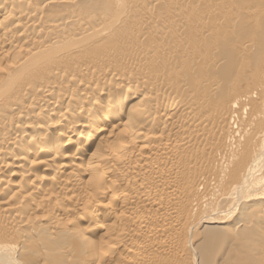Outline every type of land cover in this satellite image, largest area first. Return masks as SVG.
Returning <instances> with one entry per match:
<instances>
[{"label":"bare ground","instance_id":"bare-ground-1","mask_svg":"<svg viewBox=\"0 0 264 264\" xmlns=\"http://www.w3.org/2000/svg\"><path fill=\"white\" fill-rule=\"evenodd\" d=\"M206 1L0 0V264L264 242V0Z\"/></svg>","mask_w":264,"mask_h":264},{"label":"rangeland","instance_id":"rangeland-1","mask_svg":"<svg viewBox=\"0 0 264 264\" xmlns=\"http://www.w3.org/2000/svg\"><path fill=\"white\" fill-rule=\"evenodd\" d=\"M205 2V3H204ZM167 3H165V5H160V7H159V10L160 11H164V12H167V11H169L170 10V6H169V4H167ZM164 6H166V7H164L165 8V10H164V8L163 7ZM200 8H202V10H201V13H207L208 11V9H206V7H207V1L206 0H202V2L200 3ZM204 6V7H203ZM161 7H162V10H161ZM172 7V6H171ZM204 8V9H203ZM169 9V10H168ZM204 10H205V12H204ZM203 11V12H202ZM202 14H199V15H194L193 17L194 18H192V19H194L195 20V23H196V20H197V18H199L200 16H201ZM195 16H196V18H195ZM203 16H205V15H203ZM191 18H188V21H191V20H189V19H191ZM192 22L193 21H191V25H194L195 23L193 22V24H192ZM207 23L209 22V21H206ZM169 25V24H168ZM190 25V27H191V31L192 32H194L193 31V28H192V26ZM170 26V25H169ZM188 27V26H187ZM173 27L172 26H170L169 28H167V31H169V33L170 34H172L173 35V33H174V31L176 30L175 28H174V30L172 29ZM187 29H189V27L188 28H186V30ZM190 30L189 31H186V35H190V36H193L192 35V33L190 32ZM176 33H177V30L175 31ZM188 32V33H187ZM176 33H174V34H176ZM194 34V33H193ZM206 43V44H205ZM208 44V42H207V40H206V42H204V44H203V52L205 53V49H206V45ZM205 45V46H204ZM206 51L208 52V48L206 49ZM206 54V53H205ZM2 68H4V66H2ZM10 161V160H9ZM14 171L16 170L15 168H12ZM12 170V171H13ZM6 176H8L7 174H6ZM9 179H11V177H9ZM183 183H184V181H183ZM182 183V184H183ZM197 186V185H196ZM197 188V187H196ZM199 189H200V194L202 195V193L204 192V191H202L203 189H202V187L200 188V187H198ZM202 191V192H201ZM68 201H66V202H64V206L63 207H67V206H71V203L70 202H68ZM66 204V205H65ZM89 211H90V213H91V210L90 209H88ZM88 210H85L84 212L86 213V212H88ZM63 213V212H62ZM62 213H60V214H62ZM85 213H83V212H81V211H78V213H75L74 215H71V216H69V217H71V218H73L74 220H75V222L77 221V219H78V226H82V227H86L87 225L89 226L90 224V226H93V223H92V221L90 222V218L89 217H87V216H89V214L87 213L86 215H84ZM81 215H82V217L84 218V220H82L81 221V219H79L80 217H81ZM79 216V217H78ZM60 217L61 218H66V215L65 216H63V214L62 215H60ZM87 218V220L86 221H88V223L87 222H84L85 221V219ZM70 218V219H71ZM73 219H71V220H73ZM73 220V221H74ZM230 220V221H229ZM228 221H227V223L225 224V225H216V224H206V225H208L209 227H230V225H232L233 224V220L232 219H229ZM81 221V222H80ZM95 220H93V222H94ZM90 222V223H89ZM231 222V223H230ZM83 223V224H82ZM206 225H205V227H206ZM80 226V227H81ZM207 226V227H208ZM182 229H185L184 227L182 228ZM182 229H181V231L179 230V232H181L182 233ZM192 231H194V232H192ZM211 230L210 229H208V230H205L204 228H195V230L194 229H192L190 232H188V234H187V232L185 231V230H183V232L184 233H186V236H187V240H192V242H194V244L196 245V244H199V243H201V242H203V239H204V241H205V238L207 237V234L208 235H210L211 233L212 234H214L215 236H220V237H224V235L226 236V234H228V232H227V230L225 229V230H222V229H217L216 230V232L214 231V232H210ZM235 231V230H234ZM0 233H3V231H0ZM191 233V234H190ZM230 233V232H229ZM206 234V235H205ZM211 234V235H212ZM231 234V233H230ZM89 235V234H88ZM91 236H93V237H91V240H93L92 242H94V243H97L98 241H100V239H101V234H90ZM89 235V236H90ZM95 235V236H94ZM184 235V234H183ZM183 235H182V237H181V241L183 242L184 241V237H185V235H184V237H183ZM189 237H191V238H189ZM203 237V238H202ZM231 236L229 235V238H230ZM184 238V239H183ZM254 238V239H253ZM33 239V238H32ZM36 238H34L32 241H34ZM200 239V240H199ZM254 241H253V240ZM252 239H249V241H251V244H249L250 242L249 241H246L245 242V244L243 245V246H241V247H239V248H237L236 246H233L232 244H229V243H231V242H229V243H224L223 241L222 242H216V243H214L212 246H211V249H209V250H211L212 252H214V253H212L211 251H210V254H214V256H210V260L212 259V262H210L209 261V263L210 264H230L229 262H231V264H233L232 262H235L234 264H240V263H243V264H255V263H257L258 264V262L259 261H261V263H263L264 264V257L262 256V252L260 253V251H263L264 250V242L262 241V239L260 238V237H257L256 235H254L253 237H252ZM95 240V241H94ZM97 240V241H96ZM32 241H31V239H29V242H31L32 243ZM180 241V242H181ZM35 243V242H34ZM181 244V243H180ZM193 244V248L195 247V245ZM203 244V243H202ZM247 244V245H246ZM250 246H249V245ZM219 245V246H218ZM227 245V246H226ZM197 246V245H196ZM247 247V248H246ZM250 248V250H248L249 248ZM255 247V248H254ZM220 248V249H219ZM107 250V248H105V250H104V253H105V251ZM235 250H237V252H238V254H236L237 252L235 251ZM98 251L99 250H97L96 251V253H98ZM197 251V250H196ZM228 251V252H227ZM242 251V252H241ZM245 251V252H244ZM252 251V252H251ZM198 252V251H197ZM93 254V258L95 259V260H97V259H99L98 258V254ZM241 253V255L243 256V257H241V255H239ZM243 253V254H242ZM247 253V254H246ZM260 253V254H259ZM52 254H55V253H52ZM249 254V255H248ZM252 254V255H251ZM259 254V255H258ZM94 255H96V256H94ZM173 254H171V256L169 255V257L167 256V257H165V261H172L171 260V258L172 257H175V258H172V259H174L173 261L174 262H176L175 260H177L176 259V257L177 256H175V255H173ZM232 255V256H231ZM235 255V256H234ZM244 255H247V256H245L244 257ZM254 255V258H252V256ZM256 255V256H255ZM26 256V257H25ZM38 256V254H36V252L35 253H33V252H31L30 250L29 251H26V253H25V255H23V256H20L19 257V259H20V261L21 262H24L23 264H27V263H31V264H71V263H68V262H66V259H64L62 256H58V258L59 259H56L57 258V255H50L49 257H37ZM56 256V257H55ZM192 256V257H191ZM218 256V257H217ZM263 258H262V257ZM38 259H37V258ZM53 257L56 259H53ZM62 257V258H61ZM185 257V256H184ZM215 257V258H214ZM241 257V258H240ZM247 257V258H246ZM256 257H257V260H259L258 262H257V260H256ZM46 258V259H45ZM51 258V259H50ZM178 258V257H177ZM188 258H190V259H192L193 258V255L192 254H189V256H187V258H185V260L184 259H180V260H178V262L179 261H183L184 263H182V261H181V263H178V264H187V262L190 260H188ZM228 258V259H227ZM239 258V260L237 261V259ZM259 258V259H258ZM41 259V260H40ZM43 259V260H42ZM93 259V260H94ZM168 259V260H167ZM231 259V260H230ZM233 259H234V261H233ZM253 259H254V261H253ZM261 259V260H260ZM39 260V261H38ZM64 260V261H63ZM94 260V261H95ZM255 260H256V262H255ZM55 261V262H54ZM135 261V260H134ZM191 261L192 260H190L189 262L191 263ZM226 261V262H225ZM237 261V262H236ZM241 261V262H240ZM252 261V262H251ZM34 262V263H33ZM43 262V263H42ZM174 262H173V264H174ZM29 263V264H30ZM118 264V262L116 263V262H112V263H109L108 262V260H106L105 262H104V264ZM94 264V263H93ZM100 264H102V263H100ZM260 264V263H259Z\"/></svg>","mask_w":264,"mask_h":264}]
</instances>
